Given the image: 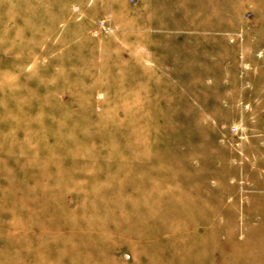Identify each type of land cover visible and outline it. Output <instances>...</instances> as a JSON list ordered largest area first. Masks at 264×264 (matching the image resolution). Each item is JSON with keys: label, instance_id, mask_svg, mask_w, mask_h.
I'll return each mask as SVG.
<instances>
[{"label": "rangeland", "instance_id": "rangeland-1", "mask_svg": "<svg viewBox=\"0 0 264 264\" xmlns=\"http://www.w3.org/2000/svg\"><path fill=\"white\" fill-rule=\"evenodd\" d=\"M0 264H264V0H0Z\"/></svg>", "mask_w": 264, "mask_h": 264}]
</instances>
